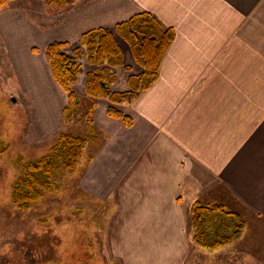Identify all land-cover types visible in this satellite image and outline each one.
Listing matches in <instances>:
<instances>
[{
	"label": "crops",
	"instance_id": "crops-1",
	"mask_svg": "<svg viewBox=\"0 0 264 264\" xmlns=\"http://www.w3.org/2000/svg\"><path fill=\"white\" fill-rule=\"evenodd\" d=\"M142 12L172 28L175 40L155 85L115 106L132 117L131 127L98 101L94 122L103 135L79 182L88 202H105V249L123 264H185L195 250V202L224 203L249 218L250 231L264 220V0H80L55 29H36L37 41L78 45L85 32L114 29ZM3 20L13 37L19 26L32 28L12 14ZM15 36L16 74L41 119L35 135L56 133L66 94L45 55L26 54ZM123 51L125 65L133 63L130 49ZM116 72L113 90H127L132 72ZM85 79L86 71L81 96Z\"/></svg>",
	"mask_w": 264,
	"mask_h": 264
},
{
	"label": "rangeland",
	"instance_id": "rangeland-1",
	"mask_svg": "<svg viewBox=\"0 0 264 264\" xmlns=\"http://www.w3.org/2000/svg\"><path fill=\"white\" fill-rule=\"evenodd\" d=\"M79 1L67 6H48L45 0H13L0 9V150L3 145L9 147L6 153L0 155V264H123L118 255L113 256L115 252L105 249V202L77 201L85 193L77 178L70 181L68 196L48 197L28 213L15 209L8 200V190L14 176L12 173L16 172L13 168L16 156L34 159L61 132H85V122L79 118L72 125H62L56 133L47 130L51 132L49 135L44 132L43 137L35 135L34 128H37L41 119L29 95L31 91L17 77L18 68L14 59L16 53H22L20 49H15L14 54L13 47L17 38L15 35H19L21 44L28 49L26 54H44L46 47L37 41L36 29L44 33L55 29L67 10L73 9ZM7 14L15 15L32 28L19 26V29L14 30L13 37L10 23L3 20ZM53 31L54 36L57 31ZM121 44L129 53L128 46L123 41ZM131 64H126L130 67L131 75L142 71L134 61ZM77 90L82 95L78 87ZM81 97L84 110L88 109L90 104L86 102L87 97ZM96 126L101 139L103 133ZM98 149H93L91 154ZM230 191L229 187H220V192L227 198H230ZM85 194L88 198L89 194ZM76 209L86 212L78 216ZM246 220L249 226V218ZM249 228L242 244L236 247L209 251L195 245V250L185 264H264V220L255 223L253 230Z\"/></svg>",
	"mask_w": 264,
	"mask_h": 264
},
{
	"label": "trees",
	"instance_id": "trees-1",
	"mask_svg": "<svg viewBox=\"0 0 264 264\" xmlns=\"http://www.w3.org/2000/svg\"><path fill=\"white\" fill-rule=\"evenodd\" d=\"M11 1L0 0V9ZM76 1L79 0H45V3L48 6H67ZM175 37L172 28L165 27L153 14L142 12L120 22L114 29L98 28L85 32L78 45L53 41L46 46L44 55L51 76L67 97L62 112L65 125H72L82 118L85 132H61L34 159L16 156L13 167L16 172L12 173L14 176L8 190V200L15 209L28 213L48 197L68 196L70 181L75 178L80 181L92 160L91 151L100 146V135L94 126L98 101H108L111 104L108 115L125 127H131L134 123L132 117L115 106L132 103L155 85L163 59ZM121 41L129 47L135 64L142 71L129 77L127 90L118 92L113 90L118 80L116 69L125 67L131 71L125 65ZM85 71L83 93L90 105L84 110L77 87ZM1 149L0 155L9 147L3 145ZM88 200L83 193L77 201ZM83 212L86 211L76 209L78 216ZM248 227L247 220L240 213L222 202L197 201L191 210V237L193 243L203 250L218 251L242 242Z\"/></svg>",
	"mask_w": 264,
	"mask_h": 264
}]
</instances>
